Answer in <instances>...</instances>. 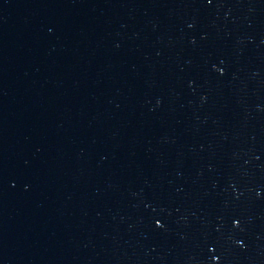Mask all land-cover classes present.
I'll use <instances>...</instances> for the list:
<instances>
[{
    "label": "water",
    "instance_id": "water-1",
    "mask_svg": "<svg viewBox=\"0 0 264 264\" xmlns=\"http://www.w3.org/2000/svg\"><path fill=\"white\" fill-rule=\"evenodd\" d=\"M0 264H258L188 0H0Z\"/></svg>",
    "mask_w": 264,
    "mask_h": 264
}]
</instances>
